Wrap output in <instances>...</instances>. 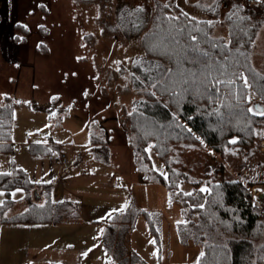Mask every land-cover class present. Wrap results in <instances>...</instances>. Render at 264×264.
I'll return each instance as SVG.
<instances>
[{
    "label": "trees",
    "instance_id": "1",
    "mask_svg": "<svg viewBox=\"0 0 264 264\" xmlns=\"http://www.w3.org/2000/svg\"><path fill=\"white\" fill-rule=\"evenodd\" d=\"M74 1L100 3L103 9L106 8L100 21L103 29L118 32V27L108 20L106 13L111 0ZM256 1L258 9L246 8L241 0H212L210 4L195 2L196 9L210 16L209 19H198L183 15L185 12H180L175 3L156 0L150 25L140 39L144 54L141 60L145 64L150 62L152 69L143 72L137 66L149 87L132 102L124 124L114 113L107 118L110 127L120 131L127 140L132 149L133 164L142 180L164 185L170 200L181 203L182 221L177 231L182 243L190 240L200 245L195 264H264V220L251 192L253 185H264V160L256 150L257 135L264 126V115L259 114L264 112V73L256 69L251 60L253 41L264 23V0ZM169 16L178 19H166ZM222 23L226 25L227 37L213 34ZM195 47L209 56L208 102L190 101L186 97L189 67L181 53ZM22 67L33 68L24 65L18 68L14 87L16 91L19 87V93L22 92L20 84L25 88L32 85L31 81L22 78ZM249 109L253 111L249 112ZM13 112L11 97L3 95L0 153L10 152ZM88 124L91 154L95 160L108 162V126H99L96 121ZM233 140L236 142L230 143ZM148 148L165 166V174L154 168ZM30 150L48 154L51 149L50 146L31 144ZM216 156L221 161L211 172L207 171V160ZM258 157H261L259 164L262 166L260 179L232 176L224 163L229 159ZM180 185L189 186V190ZM18 187L26 193L34 189L46 191L45 200L7 214L14 204L10 191ZM49 187L48 183L32 181L27 171L11 159L8 170L0 171V190L5 193L0 202V224L57 223L62 220L71 212V205H76L71 201H52ZM202 188L207 191H201ZM72 211L77 213L76 209ZM140 215L145 218L160 253V214L139 208L131 198L123 212L113 213L101 234L102 246L113 263L147 264L129 245V233Z\"/></svg>",
    "mask_w": 264,
    "mask_h": 264
},
{
    "label": "rangeland",
    "instance_id": "2",
    "mask_svg": "<svg viewBox=\"0 0 264 264\" xmlns=\"http://www.w3.org/2000/svg\"><path fill=\"white\" fill-rule=\"evenodd\" d=\"M155 1L111 0L106 13L108 20L118 27L117 33H111L103 29L100 23L106 9H103L100 3H81L74 0H0V102L3 101V95L7 94L3 93V90H8L10 85L11 88L14 87L15 77L12 76L14 81L9 80L10 75H14L13 70L27 64L26 62H33L34 72L30 68L22 67V78L31 81L32 85L27 88L21 85L20 94L35 91L38 95L48 96L49 93L50 98H45L46 103L30 100L29 105H16L13 112L12 146L19 150L18 156L32 159L33 156L27 152L26 145H22L20 140L24 141L28 135L30 140L37 141L45 132L54 130L60 118L65 129L63 131L72 138H77L79 132L87 128L89 121H96L99 126H108L109 163H80L87 170H93L94 166L98 165L102 170L114 172L120 178L116 186L94 187L93 196L97 197L96 202L122 206L131 195L139 208L160 214L161 250L158 254L148 224L142 215L137 217L130 234L131 247L138 250L150 264H195L200 245L190 240L182 243L177 231L178 224L182 221L181 203L170 200L164 185L142 180L141 174L133 164L132 149L127 140L120 131L118 133L115 128L110 127V120L107 119L114 113L124 124L126 113L132 109V102L149 87L137 66L143 72L152 69L150 62L145 64L144 60H141L144 54L140 39L154 15ZM160 1L175 3L180 12H185L190 17L210 18L193 4H210L212 0ZM257 2L250 9H258ZM137 7H142L143 11L136 12ZM213 34L227 37L226 26L219 24ZM181 57L189 67L187 100L208 102V54L195 47L185 49ZM252 64L264 73V23L252 44ZM7 92L11 94L9 90ZM50 138L51 135L46 136L47 140ZM262 141L264 126L257 135L256 146L264 160ZM62 146L61 151L69 161L64 164L66 166L72 163L71 159L78 151L85 153L90 147L87 143H76L73 139L63 141ZM148 152L154 168L165 174L163 163L150 148ZM10 158V153H0V171L8 170ZM19 158L12 156L17 165ZM260 160L261 157L237 161L229 159L224 163L232 176L260 179ZM220 161L216 156L215 159L207 160V166L213 169ZM254 186L251 188L253 200L264 220V194L260 188L263 184L257 183ZM180 188L189 190L187 185H180ZM23 194L24 190L19 187L10 191V197L16 202L7 210V214L19 212L25 207L23 202L18 201ZM4 198L5 193L0 190V202ZM97 208L99 207L95 209ZM103 218L102 216V220ZM108 218L106 220H109ZM106 220L104 221L107 222ZM80 224L72 222L70 229L79 232L77 225ZM87 229L90 238L91 227ZM73 236L76 237L77 234ZM27 247V244L22 246L21 257L16 264H31L27 259Z\"/></svg>",
    "mask_w": 264,
    "mask_h": 264
},
{
    "label": "crops",
    "instance_id": "3",
    "mask_svg": "<svg viewBox=\"0 0 264 264\" xmlns=\"http://www.w3.org/2000/svg\"><path fill=\"white\" fill-rule=\"evenodd\" d=\"M26 63L27 64H24V66H33L32 69L35 68L33 62ZM17 73L18 68H15V70H13L14 75H10V77L12 78V76H14L16 79ZM10 77L9 80L14 79H10ZM14 88L15 87L11 88L10 85L8 90L9 92L11 91V94H8V90H3V93H7V95L11 97L14 103V109L16 105H29L30 100H38L46 103L47 100L45 98H50V95H38L36 92H25L20 94L19 87H17V91L16 88L15 90ZM88 125L86 129H82L79 132L77 138H72L63 131L65 129H63L62 118H60L58 126H56L54 130H51V132H45L44 136L41 135L37 141L33 142L30 140V137L26 135L25 140H20V143L26 145L27 152L33 156L32 159L18 156L19 150L12 146L14 140L13 134L11 135V140L9 141V153L11 158L9 159V162L12 159V156H14V158L16 156V159L20 157L18 160V166L27 171L28 176L32 181L49 184V197H51L52 201H71L76 207L72 204L69 209L71 212L67 213L68 215L63 216L64 218L57 223L15 222L0 224V264H16L21 257V248L26 244L28 245L27 259L31 264H115L111 261L109 254L103 248L100 238L104 226L110 221L113 213L119 211L122 207L124 208L127 203L122 206H117L116 204L111 206L97 203V197L93 196V193L95 191L94 187L110 188L112 185L116 186L120 178L116 173L102 170L98 165H95L93 170H87L80 165V163L84 161L88 163L90 161L101 162L94 159L90 147L85 150V153L78 151L71 159L72 163L69 166L64 165L69 162L65 154V162H61L59 159L60 154L63 153L61 151L63 141H71V139H73L76 143H87L89 145ZM50 135V140H47L46 136L50 137ZM31 144L50 146V153H32L30 150ZM109 161L104 163L108 164ZM29 168H31V170H29ZM206 169L211 172L214 168L209 169L206 164ZM260 188L264 194V185ZM87 191H89L92 196H89ZM44 194H46V191L38 192L37 189H34L29 193L24 191L23 196L18 199V201L24 203L25 207L23 206L24 208L22 210L27 208L32 202L42 203L46 197ZM131 198L133 197L129 195L127 202ZM15 202L16 200L14 201V204ZM96 207L99 208L95 209ZM73 209H76L77 213H74L75 210L73 212ZM102 216L104 217L103 220ZM107 217H109V220H106ZM72 222L81 223L80 225H77L79 232L70 229V224H72ZM101 225L103 226L101 227ZM87 227H91L92 236H90V238L89 233H87ZM131 232L129 233V237ZM75 234H77L76 237L73 236ZM75 238H77L76 241L74 240ZM134 250L140 255L138 250ZM83 253H87V255H83ZM141 257L147 264H150L146 258L143 256Z\"/></svg>",
    "mask_w": 264,
    "mask_h": 264
},
{
    "label": "snow or ice",
    "instance_id": "4",
    "mask_svg": "<svg viewBox=\"0 0 264 264\" xmlns=\"http://www.w3.org/2000/svg\"><path fill=\"white\" fill-rule=\"evenodd\" d=\"M164 6H165V7H168L167 4H165ZM135 11H136V12H141V11H143V9H142V7H137ZM182 14H183V15H187L186 13H182ZM166 19H169V20H176V19H178V17H175V16H169V17H166ZM192 39L195 40L196 38L193 37ZM161 43H162V42H161ZM205 55H206V54H205ZM169 71H171V70L169 69ZM245 86H247V81H246V80H245ZM248 111L251 112V111H253V110H252V109H249ZM259 114L264 115V112H261V113H259ZM235 142H236L235 140L230 141V143H235ZM37 183H39V181H37ZM201 191H207V189L202 188ZM188 195H191V193H188ZM125 206H126V205H125ZM41 207H43V205H41ZM200 207H203V206L201 205ZM119 211L123 212V207H122ZM89 251H90V250H89ZM83 255H87V253H83ZM200 255H201V257H202V256L204 255V253L202 252Z\"/></svg>",
    "mask_w": 264,
    "mask_h": 264
},
{
    "label": "built area",
    "instance_id": "5",
    "mask_svg": "<svg viewBox=\"0 0 264 264\" xmlns=\"http://www.w3.org/2000/svg\"><path fill=\"white\" fill-rule=\"evenodd\" d=\"M243 4L247 8H252L253 6L256 5V0H243ZM263 142L264 141H262L261 143H263ZM59 159H60L61 162H65V155H64V153H61L60 154V158Z\"/></svg>",
    "mask_w": 264,
    "mask_h": 264
},
{
    "label": "bare ground",
    "instance_id": "6",
    "mask_svg": "<svg viewBox=\"0 0 264 264\" xmlns=\"http://www.w3.org/2000/svg\"><path fill=\"white\" fill-rule=\"evenodd\" d=\"M259 191H260V189H259Z\"/></svg>",
    "mask_w": 264,
    "mask_h": 264
}]
</instances>
